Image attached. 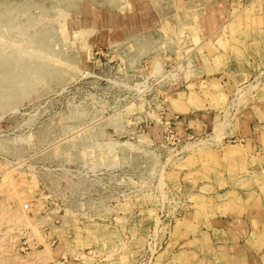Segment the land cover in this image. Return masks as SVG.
<instances>
[{"label":"rangeland","instance_id":"obj_1","mask_svg":"<svg viewBox=\"0 0 264 264\" xmlns=\"http://www.w3.org/2000/svg\"><path fill=\"white\" fill-rule=\"evenodd\" d=\"M148 1L0 0V264H160L193 191L177 162L219 132L169 98L221 74L228 129L258 70L197 75L191 23Z\"/></svg>","mask_w":264,"mask_h":264},{"label":"crops","instance_id":"obj_2","mask_svg":"<svg viewBox=\"0 0 264 264\" xmlns=\"http://www.w3.org/2000/svg\"><path fill=\"white\" fill-rule=\"evenodd\" d=\"M160 1L191 23L183 29L199 61L197 75L213 77L224 70L226 80L236 86L254 70L258 74L251 78L257 82L247 85L228 129L215 114L220 98L225 99L221 74L196 80L215 88H202L204 99L191 89L192 83L188 96L169 98L182 115V129L196 137L219 132L177 162L174 173L193 191L159 263L264 264V0ZM234 64L240 74L230 69ZM64 262L57 264H77Z\"/></svg>","mask_w":264,"mask_h":264}]
</instances>
